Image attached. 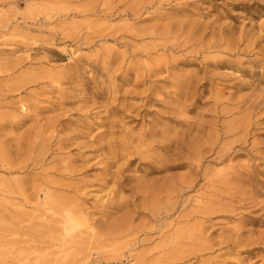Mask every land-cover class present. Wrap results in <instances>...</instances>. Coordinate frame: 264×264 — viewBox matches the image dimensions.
<instances>
[{
	"label": "rangeland",
	"instance_id": "rangeland-1",
	"mask_svg": "<svg viewBox=\"0 0 264 264\" xmlns=\"http://www.w3.org/2000/svg\"><path fill=\"white\" fill-rule=\"evenodd\" d=\"M0 264H264V0H0Z\"/></svg>",
	"mask_w": 264,
	"mask_h": 264
},
{
	"label": "bare ground",
	"instance_id": "bare-ground-1",
	"mask_svg": "<svg viewBox=\"0 0 264 264\" xmlns=\"http://www.w3.org/2000/svg\"><path fill=\"white\" fill-rule=\"evenodd\" d=\"M167 148H168L167 146H163V149H167ZM127 163H128V161H127ZM152 181H154V180H152ZM150 183H154V182H150ZM148 189H149L148 187H143V188L139 189V190L137 191V193H139V192H149ZM46 197H48V195H47ZM46 197H45V198H46ZM65 205H66L65 203H60V206H61L62 211H66V206H65ZM66 219H67V222L70 223V224H69L70 226L83 227V228L88 232V234H92V233L94 232V230L88 225L89 222L87 221V218H86L85 215H83L82 213H81V216L79 217V220H77V221H73V222H71V221H70V217L67 218V216H66L65 220H66ZM65 220H64V224H65ZM71 220H72V219H71ZM120 221H121V220H120ZM120 221H118V222H120ZM118 222H117V223H118ZM58 224H60V223H58ZM62 224H63V223H62ZM119 224H121V225L116 226V227L113 229V233L119 232V231L122 229V227H123V225H124L123 221H121ZM64 229H65V227L62 226V227L60 228L59 233H56L55 230H51L52 235H51L50 238L53 240V239H54V236H55L56 238L61 237V232L64 231Z\"/></svg>",
	"mask_w": 264,
	"mask_h": 264
}]
</instances>
